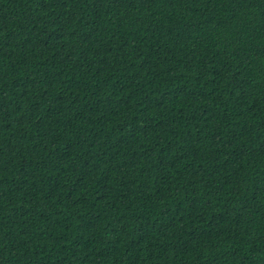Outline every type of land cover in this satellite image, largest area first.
Wrapping results in <instances>:
<instances>
[{"label":"trees","instance_id":"trees-1","mask_svg":"<svg viewBox=\"0 0 264 264\" xmlns=\"http://www.w3.org/2000/svg\"><path fill=\"white\" fill-rule=\"evenodd\" d=\"M0 264H264V0H0Z\"/></svg>","mask_w":264,"mask_h":264}]
</instances>
